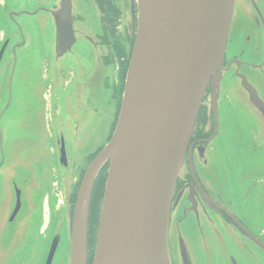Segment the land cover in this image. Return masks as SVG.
I'll return each instance as SVG.
<instances>
[{
    "label": "water",
    "instance_id": "95a60500",
    "mask_svg": "<svg viewBox=\"0 0 264 264\" xmlns=\"http://www.w3.org/2000/svg\"><path fill=\"white\" fill-rule=\"evenodd\" d=\"M130 1L135 42L114 130L81 169L72 216L70 223L65 219L62 236L57 226L51 240L50 228L45 264H88L90 199L106 163L91 264H238L226 235L236 246L241 242L201 208L200 198H207L200 186L195 182L196 187L174 196L177 180L187 171L186 150L206 90L230 70V65L223 67L230 44L239 45L261 64L246 65L248 69L239 72L241 64L236 62L235 74L224 78L222 89L232 130L244 133L247 140L197 150V167L215 196L243 199L256 184L253 216L264 221V205L259 204L264 203V176L244 177L229 170L240 146L264 155V0ZM75 3L60 0L58 11H50L54 30L47 34L53 40L26 39L15 54V61L32 57L34 62L38 52L48 51L56 76L68 78L72 72L67 89L54 85L50 105L42 91L33 96V78L41 80L36 66L19 62L16 67L25 69H8L12 40L2 44L0 38V264H18L23 255L26 264L41 263L42 220L46 206L50 211L53 207L47 198L56 177H77L67 159L65 130L71 129L73 143L81 110L89 104L86 99L95 103L101 92L102 67L95 54L91 62L84 58L83 43L87 45L92 35L86 24L73 23ZM22 32L27 36L28 24ZM39 34L34 30V39ZM45 115L51 117V136ZM70 184L64 185L62 197ZM179 214L182 220L176 222ZM59 243L63 259L57 262Z\"/></svg>",
    "mask_w": 264,
    "mask_h": 264
},
{
    "label": "flooded vegetation",
    "instance_id": "af4514ba",
    "mask_svg": "<svg viewBox=\"0 0 264 264\" xmlns=\"http://www.w3.org/2000/svg\"><path fill=\"white\" fill-rule=\"evenodd\" d=\"M59 7L60 0H0V38L2 44L6 42L8 38L12 40L11 47L8 51L13 56V61L10 67L7 68L12 71H20L28 66L30 68L36 66L35 70L40 72V78L43 82L41 97H44L48 105H50L52 101L51 92L54 85H59L62 89H67L72 81V72L69 73L68 78H66L67 74L62 73L56 76V73L50 69L52 55L48 51L38 52V56L34 62L32 61V57L29 59L16 58L15 61V54L17 50L24 46L26 39L37 43L42 39H54L53 35L47 34L48 31L54 30L50 11H58ZM131 7L130 0H76L74 12L72 13L73 23L80 25L86 24L88 31L92 35V39L87 45L85 41L83 43L85 50L84 58L91 62V60L94 59L92 58L93 54H95V61L97 63L99 62L102 67L99 90L101 93H105V96L109 95V103H112L114 108H117L114 117L115 122L112 124L111 132L114 130L119 106L122 101L125 76L135 42V28L131 20ZM25 24H28L27 36L22 32L23 25ZM10 30L15 35H11ZM34 30L38 34L40 31L36 39L33 37ZM88 48H90L91 53ZM254 50L258 52L257 49ZM244 51L245 50L239 45L230 44L223 63L224 68L230 65V70L219 78L214 87L212 84H209L206 90L186 150L187 171L176 183V194L174 199L183 190L196 187V182L207 198L203 199L199 197L201 208L204 211L206 210L219 224L225 226L241 242L240 244L237 243V246H239L238 248L224 232L230 249L236 255L235 257L238 264H264V221L253 216L254 193L257 189V185L254 184L249 192H247L242 199V203L239 202L238 196H215L205 187L197 167V160L200 158L197 150L205 149L209 151L216 146H222L225 141L231 143L227 139V134L229 128L232 129V119L231 122L228 123L227 118L230 117V109L226 91L222 89L224 78L235 74L236 62H240L241 64L239 66V72L248 69L246 65L261 64L260 60L254 57L255 55H251V57L248 58L249 55L244 53ZM19 62L25 65V67H16V64ZM82 76H84V74ZM30 79L32 80V76ZM8 85L11 87L14 86V84ZM7 89L8 88H6V90ZM18 89H21L20 85L17 86V90ZM213 94H215L214 107H212ZM86 102L91 103L90 97L86 99ZM1 119L0 117V120ZM44 119L48 133L51 136L53 133L50 126L51 117L45 115ZM98 153L97 151L89 155L87 164L91 162ZM107 168L108 163L104 164L100 170L93 188L95 189L93 191L96 196L94 207L91 206V200V207L89 209L88 264H91L92 260V250L94 247L93 235L95 236L98 220L97 208L99 207H97V205L101 202L103 196ZM82 172L83 171L79 169L76 172L77 177L75 176L73 180L72 178L70 180L65 178L64 175H60L62 179L59 177L55 179L57 186L61 187L60 191L64 190V185L67 181H71V184L67 194H64L62 197L61 193L63 205L57 215V220L54 223L52 220L50 221V215L47 218H43L44 221L42 220V236L44 239L43 246L45 248V255L40 264H45L48 257V250L50 249L48 234L50 228L52 240V235L57 226L62 236L65 230V219H69L70 223L74 202V188L77 183L76 180H79V176L81 178ZM246 197H252V200L247 202ZM93 198L92 196V199ZM47 200L49 201L48 204L50 203L56 206V201L51 194L48 196ZM181 209L185 210L186 206H183ZM187 216L189 215L187 214ZM182 217V214H179L176 218V222L181 221ZM60 218L62 219L61 223H59ZM61 245L62 243H59L54 255V259L57 262ZM27 261V256L23 255L18 264H26Z\"/></svg>",
    "mask_w": 264,
    "mask_h": 264
},
{
    "label": "rangeland",
    "instance_id": "374dc122",
    "mask_svg": "<svg viewBox=\"0 0 264 264\" xmlns=\"http://www.w3.org/2000/svg\"><path fill=\"white\" fill-rule=\"evenodd\" d=\"M32 88L33 96L36 97L43 90V82L40 79H36L34 77ZM95 101L97 102H88L91 106H89V104L88 106L84 105L83 109L81 110L82 115L78 118L77 121V137L76 140H73V143L71 129H64L67 159L70 160L73 167H76V170L74 171L75 173L79 169H82L87 165V159L88 156L91 155V153H95L99 148H102L108 142L112 124L115 119L114 117L117 108H114L113 104L109 103V95L105 96V93L100 92V94L97 95ZM227 121L228 123H230L231 118L228 117ZM227 139L229 140V142H238L240 145H243L246 142L247 137L244 133L237 134L234 130L229 128ZM49 149L50 145L48 147V150ZM48 150L46 152L48 157V164L51 165L52 155ZM233 154L234 160L231 162L229 167V170L231 172L239 171L243 174L244 177H250V174L256 177L264 176V155L262 153H251L246 151V148L244 146H240L239 149ZM92 196L94 197L93 199ZM95 196L96 195H94L93 191L90 199V204L92 200L91 206L93 207L95 203ZM228 196H230V194ZM238 200L240 203H242V197L240 195H238ZM246 200L248 202L252 200V197H246ZM99 204L97 205V207L99 206ZM259 204L264 205L263 202H259ZM62 205L63 203L60 201L58 202L57 207L53 206L51 212L49 211V215L51 218L50 221L52 220L53 223L57 220V215L60 212ZM91 206H89V209ZM57 259L60 260L63 258L58 257Z\"/></svg>",
    "mask_w": 264,
    "mask_h": 264
}]
</instances>
